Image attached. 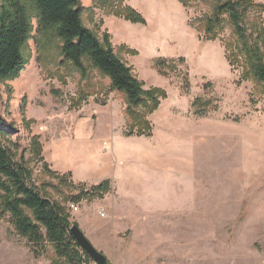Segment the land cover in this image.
Listing matches in <instances>:
<instances>
[{"label":"rangeland","instance_id":"obj_1","mask_svg":"<svg viewBox=\"0 0 264 264\" xmlns=\"http://www.w3.org/2000/svg\"><path fill=\"white\" fill-rule=\"evenodd\" d=\"M189 2L81 0L84 25L101 39L110 35L144 90L166 92L148 116L151 136H127L125 94L111 91L110 79L88 58L91 72L83 79L63 60L53 35L38 41L34 13L22 50L27 63L18 77L0 83V130L7 132L0 142L24 160L31 186L66 204L71 221L110 264H264V85L241 53L228 15L221 16L215 41L197 30L198 19L215 17L217 0ZM250 2H264L247 0L239 8L243 35L254 44L260 16ZM128 6L144 24L116 16ZM111 18L123 25L111 21L108 32ZM104 142L125 163L117 169L126 173L120 187L131 205L122 203L116 214L99 199L71 202L97 186L88 179L112 154L102 156ZM40 252L36 257L7 217L0 218V264H54L51 246Z\"/></svg>","mask_w":264,"mask_h":264},{"label":"trees","instance_id":"obj_2","mask_svg":"<svg viewBox=\"0 0 264 264\" xmlns=\"http://www.w3.org/2000/svg\"><path fill=\"white\" fill-rule=\"evenodd\" d=\"M180 2L186 6L190 4L189 0ZM246 3L247 0L238 3L217 0L215 17L198 19L197 30L204 34L205 40L215 41L222 27L221 16L228 15L242 40L241 53L246 54L254 78L264 85V6L249 3L260 16L255 27V43L250 44L240 26L239 8ZM33 13L38 18V41L45 43L46 38L53 35L62 43L60 55L63 60L71 63L83 79H88L91 72L84 62L88 58L92 69L110 79L111 91L125 94L128 103L125 113L127 136H134L136 132L139 136H151L153 127L148 116L159 108L161 99L167 97L166 92L159 88L144 90L134 69L115 52L110 35L107 33L101 39L84 25L81 0H3L0 7V83L18 77L27 63L22 50L34 30ZM116 16L134 23H145L130 6L119 8ZM231 58L229 56L228 60ZM233 60L229 61L231 65L236 63ZM74 106L78 108L79 104ZM0 133L7 135L5 130H0ZM36 146L37 154L41 155L42 146L38 143ZM45 168L56 175L48 169L47 163ZM29 175L24 160L16 161L12 151L0 142V218L7 217L16 233L28 241L36 257L49 245L55 254L54 264L91 263L92 259L81 250L71 234V228L77 224L71 221L66 204L40 194L29 184ZM111 190V182L106 180L82 191L71 202L103 199Z\"/></svg>","mask_w":264,"mask_h":264},{"label":"crops","instance_id":"obj_3","mask_svg":"<svg viewBox=\"0 0 264 264\" xmlns=\"http://www.w3.org/2000/svg\"><path fill=\"white\" fill-rule=\"evenodd\" d=\"M256 2L259 4V3L264 2V0H256ZM111 21L114 22L115 24H118V25L122 24L123 25V23H121L119 20L118 21L116 19L112 20V18H111V20L106 21V29H107L108 32H109L108 25L110 24ZM166 101H168V100H166ZM151 116H152L151 117V120H152L153 119V115H151ZM172 118L173 117H171L169 119V121H171ZM130 139L131 140H135L133 138H130ZM142 139L143 138H141V142H143ZM104 144H105V142H104ZM107 144H108V150L107 151L104 149V145H103L102 156L103 157H107V155H110V153H112V154L110 155V158H108V160L107 159H103L101 161L100 169L95 171V172H93L91 178L88 179V183H93V185H99L103 181H106V180L111 182L112 188H113L112 193H108L107 195L104 196L103 199H99V200L96 201V202H99V203H96V202L95 203L98 204L99 206H102L101 208L110 209L114 214H116V212H119L117 210H121L123 208L122 207V203H124L126 205H131V204L129 203V200H128L127 196H126V189L120 187V185L123 183V181L125 179L126 173L120 172L119 169H117L118 167L125 166V163H124V161L119 160L115 156V154H114L115 152L113 150V143L112 144L111 143L110 144L107 143ZM154 158L159 159V158H162V157L161 156L159 157V154H158ZM82 183H85V182H82ZM92 205H90V206H92ZM89 208H91V207H89ZM88 214L92 216L93 212L90 214V210H89ZM86 237L88 238V236H86ZM90 242L92 243L91 240H90ZM93 246L98 250L97 246H95L94 244H93Z\"/></svg>","mask_w":264,"mask_h":264},{"label":"water","instance_id":"obj_4","mask_svg":"<svg viewBox=\"0 0 264 264\" xmlns=\"http://www.w3.org/2000/svg\"><path fill=\"white\" fill-rule=\"evenodd\" d=\"M71 234L81 250L88 254L94 263L109 264L107 257L93 246L80 227L74 225L71 228Z\"/></svg>","mask_w":264,"mask_h":264},{"label":"built area","instance_id":"obj_5","mask_svg":"<svg viewBox=\"0 0 264 264\" xmlns=\"http://www.w3.org/2000/svg\"><path fill=\"white\" fill-rule=\"evenodd\" d=\"M104 146H105V150L107 151V150H108V144L105 143ZM71 209H72L74 212H78V211H79V207H78L77 205H75V204H72V205H71ZM102 214H103V213H102Z\"/></svg>","mask_w":264,"mask_h":264}]
</instances>
